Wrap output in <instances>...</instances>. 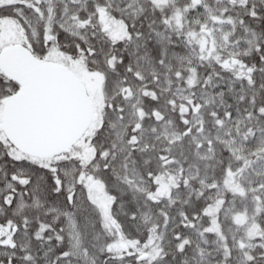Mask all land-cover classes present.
Wrapping results in <instances>:
<instances>
[{
    "label": "snow or ice",
    "instance_id": "1",
    "mask_svg": "<svg viewBox=\"0 0 264 264\" xmlns=\"http://www.w3.org/2000/svg\"><path fill=\"white\" fill-rule=\"evenodd\" d=\"M0 264H264V0H0Z\"/></svg>",
    "mask_w": 264,
    "mask_h": 264
}]
</instances>
